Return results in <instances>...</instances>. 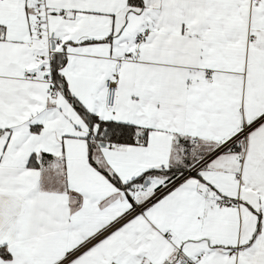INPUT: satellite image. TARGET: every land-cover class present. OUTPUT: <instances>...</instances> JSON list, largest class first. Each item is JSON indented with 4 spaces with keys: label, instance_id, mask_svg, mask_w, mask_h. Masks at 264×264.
<instances>
[{
    "label": "snow or ice",
    "instance_id": "obj_1",
    "mask_svg": "<svg viewBox=\"0 0 264 264\" xmlns=\"http://www.w3.org/2000/svg\"><path fill=\"white\" fill-rule=\"evenodd\" d=\"M0 264H264V0H0Z\"/></svg>",
    "mask_w": 264,
    "mask_h": 264
}]
</instances>
